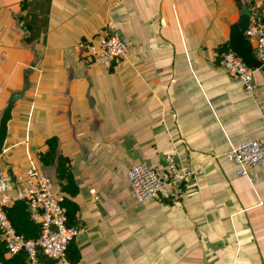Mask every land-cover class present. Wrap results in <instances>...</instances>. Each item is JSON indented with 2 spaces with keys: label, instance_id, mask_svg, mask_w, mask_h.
<instances>
[{
  "label": "crops",
  "instance_id": "0c3cea01",
  "mask_svg": "<svg viewBox=\"0 0 264 264\" xmlns=\"http://www.w3.org/2000/svg\"><path fill=\"white\" fill-rule=\"evenodd\" d=\"M23 7L0 0V119L21 95L1 160L23 171L48 138L59 140L79 189L78 264H264V162L239 177L227 159L233 147L264 143V67L248 95L216 51L229 46L240 11L264 21V0H29ZM114 33L130 55L108 71L86 46ZM168 154L189 178L171 200L137 205L128 170L145 164L164 172ZM54 183L61 198L63 184Z\"/></svg>",
  "mask_w": 264,
  "mask_h": 264
},
{
  "label": "built area",
  "instance_id": "2783aa9c",
  "mask_svg": "<svg viewBox=\"0 0 264 264\" xmlns=\"http://www.w3.org/2000/svg\"><path fill=\"white\" fill-rule=\"evenodd\" d=\"M245 35L254 43L256 57L264 64V21L257 18ZM86 53L94 64L109 71L129 58L130 48L114 33L100 37L96 44H88ZM221 65L232 79L242 83L248 95L255 93L258 88L256 71L231 52L223 57ZM227 159L237 167L239 177H249L250 172L264 162V143L251 140L233 147ZM165 161L164 172L145 164H134L128 170V184L137 205L171 200L189 178V168L180 159L168 154ZM3 167L0 157V234L7 254L11 257L24 254L30 264H37L42 257L53 261L65 259L80 231L69 226L53 180L33 162L23 171L10 172ZM15 202H26L32 219L40 224L41 234L37 240L26 239L12 225L6 209Z\"/></svg>",
  "mask_w": 264,
  "mask_h": 264
},
{
  "label": "trees",
  "instance_id": "16d2710c",
  "mask_svg": "<svg viewBox=\"0 0 264 264\" xmlns=\"http://www.w3.org/2000/svg\"><path fill=\"white\" fill-rule=\"evenodd\" d=\"M254 11L257 17H259V10L255 8ZM216 51L223 59L226 54L230 53V48L226 44H221L216 48ZM44 146L45 150L34 153V161L38 168L46 174L48 169H53V182L56 181L63 184L60 205L66 210L69 226L80 231L84 226L77 219V215L80 212V205L76 201L79 189L73 174L72 159L62 154L59 140L56 137L48 138ZM2 160L4 161L3 158ZM8 169L10 172L14 170L11 167ZM6 212L18 234L23 235L28 240H37L39 238L41 226L32 219L29 206L26 202H15L6 209ZM5 253L6 248L0 249V262L3 264H30L27 256L24 254L12 257L10 260H5ZM65 258L70 264H78L81 261V253L74 242L69 246ZM41 259L45 258L42 257L39 261Z\"/></svg>",
  "mask_w": 264,
  "mask_h": 264
},
{
  "label": "water",
  "instance_id": "95a60500",
  "mask_svg": "<svg viewBox=\"0 0 264 264\" xmlns=\"http://www.w3.org/2000/svg\"><path fill=\"white\" fill-rule=\"evenodd\" d=\"M28 1L23 0L22 12L27 10ZM251 23V13L246 10L240 11L239 20L230 28L229 47L230 52L240 58L249 69L258 71L264 67V64L256 57L254 45L245 35ZM20 97V94L15 93L2 112L0 119V157L4 154L9 135V124L13 119V112Z\"/></svg>",
  "mask_w": 264,
  "mask_h": 264
},
{
  "label": "rangeland",
  "instance_id": "374dc122",
  "mask_svg": "<svg viewBox=\"0 0 264 264\" xmlns=\"http://www.w3.org/2000/svg\"><path fill=\"white\" fill-rule=\"evenodd\" d=\"M49 174H51L50 171H49Z\"/></svg>",
  "mask_w": 264,
  "mask_h": 264
}]
</instances>
